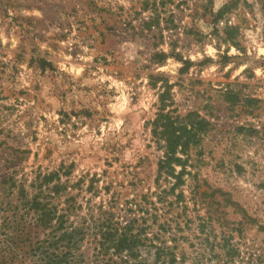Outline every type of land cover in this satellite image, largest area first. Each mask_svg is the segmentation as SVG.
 I'll use <instances>...</instances> for the list:
<instances>
[{
	"label": "rangeland",
	"instance_id": "374dc122",
	"mask_svg": "<svg viewBox=\"0 0 264 264\" xmlns=\"http://www.w3.org/2000/svg\"><path fill=\"white\" fill-rule=\"evenodd\" d=\"M58 169L73 264H264V0H0V180Z\"/></svg>",
	"mask_w": 264,
	"mask_h": 264
},
{
	"label": "trees",
	"instance_id": "16d2710c",
	"mask_svg": "<svg viewBox=\"0 0 264 264\" xmlns=\"http://www.w3.org/2000/svg\"><path fill=\"white\" fill-rule=\"evenodd\" d=\"M60 172L61 169L38 173L29 184L27 180L17 179L13 172L1 178L0 264L76 262L85 229L76 225L73 217L82 207L72 194L73 186L69 180H61ZM67 172L64 175L68 176ZM130 230L126 226L117 235L106 232V238L114 242L115 253L129 251L138 242L137 235ZM174 262L172 257L168 264Z\"/></svg>",
	"mask_w": 264,
	"mask_h": 264
}]
</instances>
